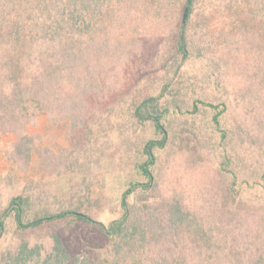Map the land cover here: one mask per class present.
<instances>
[{"label":"trees","instance_id":"trees-1","mask_svg":"<svg viewBox=\"0 0 264 264\" xmlns=\"http://www.w3.org/2000/svg\"><path fill=\"white\" fill-rule=\"evenodd\" d=\"M186 1L0 0V133L17 136L13 155L25 164L35 150L41 170L90 168L99 160L91 122L112 106L124 67L145 51L137 77L145 76L150 55L164 70L156 87L123 107L132 124L149 123L160 136L125 152L132 175L120 192L118 216L105 222L82 209L93 205L91 181L81 191L68 181L62 194L23 189L0 212V238L6 220L26 231L68 219L104 241L91 243L85 233L84 253L71 256L54 232L42 264H264V168L246 172L233 146L237 138L264 141V0H189L181 35ZM161 21L163 40L155 33ZM250 56L262 62L240 63ZM200 109L211 112L210 135L226 181L209 188L213 200L184 198L162 177L161 154L176 136L186 139L188 154H199L208 131L185 115ZM235 111L242 112L236 126L228 119ZM39 113L51 123L69 122L72 148L34 149L27 127ZM39 249L22 240L13 264H27Z\"/></svg>","mask_w":264,"mask_h":264},{"label":"rangeland","instance_id":"rangeland-1","mask_svg":"<svg viewBox=\"0 0 264 264\" xmlns=\"http://www.w3.org/2000/svg\"><path fill=\"white\" fill-rule=\"evenodd\" d=\"M159 24L160 27L156 29L155 33L158 35L162 33L163 36L160 40H163V37H166L167 24L162 21ZM248 47H250L249 43ZM253 49H255V54L259 50L256 47ZM144 53L145 51L140 53L142 60L147 56ZM253 53L254 51L251 52V55ZM136 54L137 56L140 55L135 51ZM152 58L150 55L149 69L146 70L145 76L140 79L137 77V72L141 69L142 60L136 57L132 58V61L130 60L123 72L120 73L121 81L118 83L120 90L115 89L107 103L112 106L106 108L103 113L99 112L97 119L91 122L93 143L99 160L97 163L92 162L90 168L82 167L80 170L78 169L81 171L79 173L77 170H70L67 174L41 170L38 168L40 158L35 150L31 152L30 162L25 164L13 155V143L17 140V136L14 133H0V212L5 207L8 198L23 189L35 190L41 186V188L49 189L52 193L62 194L66 190L68 181L69 186L73 187L74 190L77 189V191L84 189L86 184L91 181L89 189L92 197L90 201L93 202V205H88L86 202L82 209L84 211L90 210L96 218L105 222L118 216L120 192L128 176L132 175L131 161L128 156H125V152H130L134 144L136 145L141 140L160 136L149 123L141 126L132 124L124 116L126 111L123 109L126 104L130 103L133 96L141 92L149 93L162 80L164 70ZM239 61L241 64L249 62L252 65L262 62L259 57L253 56H250L249 59L241 57ZM196 67L194 64L193 69ZM236 103L233 102V104ZM239 112L235 111L234 116L228 118L235 126L238 122L242 123V117L239 116L242 112L240 114ZM210 115L209 109H200L196 115H185L194 127L203 132L208 131L209 135L205 134V138L196 146L199 154L197 153L196 156L188 154L186 139L180 135L176 136L171 145L172 149L161 154L164 172L162 177L165 185H168L167 181L172 180L170 182L172 188L180 192L179 194L184 198L191 199V197L197 196L198 198L213 200L217 195L214 193L213 196H210V189L215 188L219 181L220 188L226 183L218 169L220 151L214 144L216 137L214 134L210 135L212 130L210 128ZM179 122L180 117H177L174 125L178 126ZM69 125L67 120L51 123L45 113H39L36 120L28 125L27 132L34 138V149L47 148L58 153L65 148L73 147ZM179 129L185 128L179 125ZM206 140H208V146L203 142ZM247 145L254 148V151ZM233 146L236 150L237 163L246 172L249 173L257 167L264 168V141L253 143L248 139L240 141L237 138ZM84 175L87 178L85 181L82 178ZM6 221V230L0 238V264H13L12 259L22 240H26L30 246L38 245L40 247L39 254H33L27 260V264H42L48 253L51 252L53 244L51 234L54 232L62 238V242L68 247L71 256L84 253L85 233H88L87 236L91 243L104 241L101 237H96L95 233L87 229L81 222L68 219L45 223L40 227L26 231L18 230L11 220Z\"/></svg>","mask_w":264,"mask_h":264},{"label":"water","instance_id":"water-1","mask_svg":"<svg viewBox=\"0 0 264 264\" xmlns=\"http://www.w3.org/2000/svg\"><path fill=\"white\" fill-rule=\"evenodd\" d=\"M188 7H189V0L186 1L185 7H184V11H183V15H182V22H181V26H180V33H181V35H182V32H183L182 25L185 22V18H186V15H187Z\"/></svg>","mask_w":264,"mask_h":264}]
</instances>
